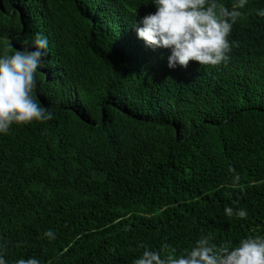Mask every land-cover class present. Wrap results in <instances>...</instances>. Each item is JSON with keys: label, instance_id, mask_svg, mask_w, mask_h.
<instances>
[{"label": "trees", "instance_id": "16d2710c", "mask_svg": "<svg viewBox=\"0 0 264 264\" xmlns=\"http://www.w3.org/2000/svg\"><path fill=\"white\" fill-rule=\"evenodd\" d=\"M258 8L239 9L225 62L169 68L168 50L135 34L150 0H0V54L47 37L33 95L52 113L0 135L9 264H131L142 246L163 257L205 234L216 245L264 236ZM225 205L247 216L226 217Z\"/></svg>", "mask_w": 264, "mask_h": 264}, {"label": "clouds", "instance_id": "9594fccd", "mask_svg": "<svg viewBox=\"0 0 264 264\" xmlns=\"http://www.w3.org/2000/svg\"><path fill=\"white\" fill-rule=\"evenodd\" d=\"M154 11L140 17L135 34L151 48L168 50L166 66L183 67L192 60L200 65H218L227 60L231 45L227 39L233 24L241 16L239 9L247 0H236L233 7L217 0H150ZM264 17V8L255 10ZM22 47L0 54V135L13 124L51 119L52 113L42 107L33 95L35 73L43 63L48 40L41 33L25 38ZM226 217L245 218L244 208L225 205ZM43 237L56 238L52 229ZM143 251L131 264H264V236L248 235L235 244L216 245L209 235L197 238L180 254L161 256L160 252L142 246ZM0 264H9L0 246ZM11 264H40L35 256L17 258Z\"/></svg>", "mask_w": 264, "mask_h": 264}]
</instances>
